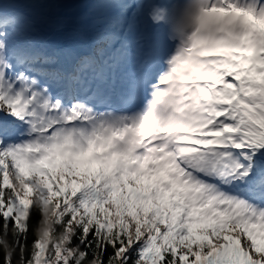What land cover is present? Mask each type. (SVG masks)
<instances>
[{"label":"snow or ice","instance_id":"6c2138e0","mask_svg":"<svg viewBox=\"0 0 264 264\" xmlns=\"http://www.w3.org/2000/svg\"><path fill=\"white\" fill-rule=\"evenodd\" d=\"M65 2L0 0L3 228L25 248L38 177L78 240L35 239L24 264H77L73 249L81 264H264V0H86L80 21L107 15L112 52L71 73ZM130 49L114 102L86 77L106 81Z\"/></svg>","mask_w":264,"mask_h":264},{"label":"clouds","instance_id":"9594fccd","mask_svg":"<svg viewBox=\"0 0 264 264\" xmlns=\"http://www.w3.org/2000/svg\"><path fill=\"white\" fill-rule=\"evenodd\" d=\"M13 182L15 184L16 190L18 192H22L25 181L19 177H13ZM33 183L38 186L37 190L34 191L32 197V204L34 205L35 209L39 210L41 215V220L39 224L34 229V234L36 240L39 241L44 246L55 245L60 248H67L68 244L70 243L71 239L76 236V225L75 223L71 225H60L59 230L57 229V225L55 223V215H56V207L55 202L53 203H45L44 197L39 190L42 187V182L38 177L33 178ZM22 224L27 223L28 220H21ZM67 229V230H66ZM9 233L11 234L12 239H15L18 235L17 229L12 227L4 228V235L0 236V246H2L4 254L11 258L15 253L16 249L14 245L9 240ZM26 248L22 247L19 251L20 260L18 264H24V256L26 253ZM73 251L77 252V264H81L84 261V257L77 249H73ZM85 264H99L98 260L88 261Z\"/></svg>","mask_w":264,"mask_h":264},{"label":"bare ground","instance_id":"6f19581e","mask_svg":"<svg viewBox=\"0 0 264 264\" xmlns=\"http://www.w3.org/2000/svg\"><path fill=\"white\" fill-rule=\"evenodd\" d=\"M86 2V0H66L63 8L59 11L58 16L61 19L68 20L73 25H79L87 30L89 28L93 34H95L96 40H99L100 35L102 34L106 23L105 15L99 17L101 20L100 23H93V20L97 17H93L87 21H80V18L84 16L87 12L88 5H82ZM38 14H43L38 12ZM100 48V47H97ZM98 66H103V64H98Z\"/></svg>","mask_w":264,"mask_h":264},{"label":"trees","instance_id":"16d2710c","mask_svg":"<svg viewBox=\"0 0 264 264\" xmlns=\"http://www.w3.org/2000/svg\"><path fill=\"white\" fill-rule=\"evenodd\" d=\"M41 220V215L39 210L35 209L34 205L32 206V208L30 209V217L28 219V232L26 234V239L25 238H21V243L25 245L26 248V253H25V257H30L31 255V245L34 242V240L36 239L35 234H34V229L35 227L39 224ZM12 226V221H9V228L11 229ZM57 229L59 230V226H57ZM4 235V228H3V219L0 218V236ZM9 240L11 241V243L14 245V247H16V253L14 254V258H13V264H18V261L20 260V255H19V246L16 245L15 243V239H12L11 234L9 233ZM73 242L78 243V240H76V238H73ZM81 250H84L83 246H81ZM3 256H4V252L2 249V246H0V264H3Z\"/></svg>","mask_w":264,"mask_h":264},{"label":"rangeland","instance_id":"374dc122","mask_svg":"<svg viewBox=\"0 0 264 264\" xmlns=\"http://www.w3.org/2000/svg\"><path fill=\"white\" fill-rule=\"evenodd\" d=\"M35 11V10H34ZM42 13V12H41ZM105 18H107V15H105ZM32 198H34V197H32Z\"/></svg>","mask_w":264,"mask_h":264}]
</instances>
